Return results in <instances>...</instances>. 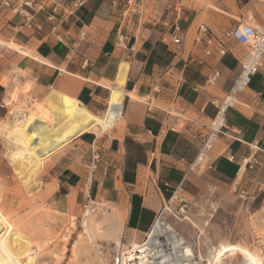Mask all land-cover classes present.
<instances>
[{
    "label": "crops",
    "instance_id": "1",
    "mask_svg": "<svg viewBox=\"0 0 264 264\" xmlns=\"http://www.w3.org/2000/svg\"><path fill=\"white\" fill-rule=\"evenodd\" d=\"M34 1L37 13L30 28L23 16L9 12L0 16V40L29 53L24 57L0 46V122L10 116L5 100L13 92L15 79L29 87L18 96L27 105L45 100L53 89L101 117L119 68L126 64L120 124L99 135L77 136L69 147L80 154L82 161L77 164L81 167L89 168L96 157L97 169L87 183L88 198L100 195L107 203H125L124 234L134 239L131 244H139L135 240L148 232L160 202L173 189L192 194L201 187L204 177L193 166L215 117L210 102L227 96L239 72L237 59L243 49L229 42L224 56L214 49L205 56L204 49L193 42L196 26L204 24L215 33L238 23L261 27L264 3L211 0L212 8H195L184 0H153L140 25L127 29L122 46L116 42L119 10L112 4L124 0H84L69 17L63 10L56 12L54 22L46 21L53 0ZM175 9H180L179 24L188 32L179 46L169 44L168 25ZM67 30L74 41L80 33L85 36L69 56L68 46L56 41ZM84 59L88 60L85 66ZM214 72L219 76L208 84L206 78ZM155 85L159 93L152 91ZM235 101L203 161L204 173L221 184L233 183L248 196L257 191L250 198L252 203L262 192L264 202V62ZM243 160L252 161L251 168L242 167ZM70 163L59 173L65 186L59 181L54 192L66 207L69 200L76 204L78 194L71 190L84 179L80 175L84 168L75 171Z\"/></svg>",
    "mask_w": 264,
    "mask_h": 264
},
{
    "label": "rangeland",
    "instance_id": "2",
    "mask_svg": "<svg viewBox=\"0 0 264 264\" xmlns=\"http://www.w3.org/2000/svg\"><path fill=\"white\" fill-rule=\"evenodd\" d=\"M158 1L159 3L163 2V0ZM184 2L186 6L195 8L213 7L211 0H184ZM17 82L19 81L17 80ZM20 85L18 83L15 88L20 90ZM24 88V91L29 90L28 86ZM43 101L33 100L27 105L18 99L15 107L25 110L32 103L37 104ZM18 117L21 116L19 114L16 117L10 115L7 120L12 122ZM0 139V210L12 224L15 222L14 225L20 228L31 244L33 243L31 245L33 249L40 246L41 251L36 264H122L123 256L125 258L131 242L134 241L124 234L125 203L118 201L107 203L100 195L97 199L90 200L88 198L90 187L87 183L97 168L91 170V165L89 168L79 166L77 163L82 161L80 154L75 153L74 150L72 152L68 143L44 160L42 167L36 173L37 175L35 174L27 182L24 175L19 174L15 169L9 157L13 146L1 137ZM67 149L69 151H65ZM69 152L72 154H68ZM68 158H70L69 161ZM70 162L74 163L72 168L75 171L84 168L80 174L82 177L84 176V179L75 187V190H71L78 194L76 204H73V200H69V207H66L65 203L61 204L59 194L55 196L54 192L58 189L59 181L62 180L59 176L61 168ZM95 165L97 166L98 163ZM205 169V162H201L196 167L195 172L203 176L204 181L194 193L188 194L184 190L173 189L168 198L160 202L148 232L158 214L166 206L170 210L164 211L161 219L175 225L192 245V248L203 256V259L207 255L208 247L212 248L216 247L218 243H226L248 248L264 260L262 192L261 196L252 203L250 198L255 197L256 193L258 194L257 191L248 196L245 194V190L238 186L235 187L233 183L224 185L217 182L210 175L204 173ZM60 182L64 187V181ZM60 191L64 192L65 190L60 189ZM90 207L96 214L99 221L97 222L103 231L95 239L96 246L86 239L81 226L83 215ZM181 210L184 212L181 213ZM113 215L116 218H113ZM116 220L123 229L120 236L121 246H117L114 241L116 231L112 223ZM5 231L6 228L3 229V232ZM145 235L135 241L141 242L146 238ZM195 256L197 259V253ZM101 260H104L103 263ZM242 260L243 256L236 253L226 256L222 264H240ZM205 263L202 261L201 264Z\"/></svg>",
    "mask_w": 264,
    "mask_h": 264
},
{
    "label": "bare ground",
    "instance_id": "3",
    "mask_svg": "<svg viewBox=\"0 0 264 264\" xmlns=\"http://www.w3.org/2000/svg\"><path fill=\"white\" fill-rule=\"evenodd\" d=\"M0 46L18 52L24 57L29 56L26 50L14 43L7 44L0 40ZM127 70L128 66L121 64L101 117L90 113L77 100L61 95L53 89L43 102L32 103L25 110L21 107L16 108L18 94L25 95L26 91L21 85L20 90L15 88L18 82L14 80L13 92H10V96L5 100V105L10 107V115L16 117L19 114L21 117L12 122L9 119L3 120L0 123V137L13 146L9 157L15 169L24 175L27 182L40 170L44 160L66 146L71 139L84 133L99 135L122 121L123 87ZM129 97L131 98L130 95ZM183 212L181 210V213ZM113 218L116 216L113 215ZM97 219L90 207L85 211L81 222L86 239L94 246L96 237L103 232ZM14 224L0 210V264H36L41 251L40 246L33 249L31 246L33 243L31 244ZM112 226H115L116 231L115 244L121 246L120 236L123 229L117 220ZM236 253L243 256L240 264H264V260L248 248L226 243L208 247L207 255L203 259L175 225L159 218L153 223L142 242L131 244L125 258L123 256L122 264H201L202 261H205V264H222L226 256ZM101 261L103 263L104 260Z\"/></svg>",
    "mask_w": 264,
    "mask_h": 264
},
{
    "label": "built area",
    "instance_id": "4",
    "mask_svg": "<svg viewBox=\"0 0 264 264\" xmlns=\"http://www.w3.org/2000/svg\"><path fill=\"white\" fill-rule=\"evenodd\" d=\"M264 3V0H261ZM153 0H124L120 4H112L113 8L119 10L118 19V36L116 42L118 45H125L127 41V29L137 27L140 22L145 19L146 11L151 6ZM53 7L49 14L46 15L47 22H54V15L59 10H63L65 17H69L74 11L83 6L84 0H53L51 2ZM37 4L34 0H0V16L9 12L14 15H20L26 18V26H33V19L37 13ZM153 10V9H152ZM181 19L180 9H175L173 21L169 26V44L174 46L183 45L187 37V31L183 30L179 24ZM53 27L51 30L54 31ZM40 30V26L37 27ZM84 34H79L77 41H74L67 30L61 36H56L57 43L68 46L67 55L76 53L78 44L83 41ZM165 43V37L160 38ZM193 42L204 49V55L209 56L211 50H216L219 56H224L228 52L227 44L229 42L235 43L243 49L242 55L237 59L238 75L230 87L227 96L219 101L213 100L210 104L215 108V117L211 123L210 134L204 140L196 164L198 166L204 161L207 153L212 148V145L217 139V135L224 127V120L227 110L231 109L236 104V96L243 92L249 85L251 79L256 76L264 62V24L263 26H255L252 24L238 23L233 27L224 30L221 33L211 31L204 24H199L195 28ZM88 63L87 59L83 60V66ZM218 72L212 73L206 78L208 84H213L218 78ZM154 93H159L158 87L155 85L152 88ZM264 134V129L262 130ZM253 147L249 146V150ZM96 157H92L91 170L96 168ZM242 167L248 166L251 168L252 161L243 160ZM192 169V168H191ZM167 207L161 210L156 217V222L162 217Z\"/></svg>",
    "mask_w": 264,
    "mask_h": 264
}]
</instances>
